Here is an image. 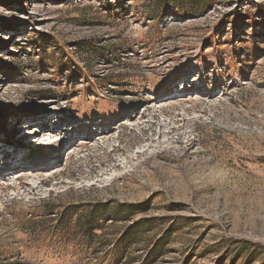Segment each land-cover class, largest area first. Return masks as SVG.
<instances>
[{"label": "rangeland", "instance_id": "374dc122", "mask_svg": "<svg viewBox=\"0 0 264 264\" xmlns=\"http://www.w3.org/2000/svg\"><path fill=\"white\" fill-rule=\"evenodd\" d=\"M0 148V264H264V0H0Z\"/></svg>", "mask_w": 264, "mask_h": 264}, {"label": "trees", "instance_id": "16d2710c", "mask_svg": "<svg viewBox=\"0 0 264 264\" xmlns=\"http://www.w3.org/2000/svg\"><path fill=\"white\" fill-rule=\"evenodd\" d=\"M201 1V0H198ZM102 209V207H101ZM145 212V207L142 206H122L120 208H118V211H115L113 213V218L115 220L118 219H128L129 217H132L136 214H141ZM103 221V220H102ZM66 227H63L62 230H64ZM79 230H80V234L82 237L88 239L90 242H92L94 240V238L101 236L104 232V225L100 224V221L97 222L95 225H93L92 223H85V220H80V224H79ZM141 231L134 228V227H130L129 229H127L121 236V239L119 241H117L115 243V247L120 250L123 251V254H126L127 250H128V240H135L136 238H138L140 236ZM165 239V238H164ZM164 239H161L159 241V245L160 246L163 242ZM106 246H110V243L108 241H104L103 242V248H106ZM91 254V252L89 253ZM88 254V255H89ZM155 254V252H152L151 256H153Z\"/></svg>", "mask_w": 264, "mask_h": 264}, {"label": "bare ground", "instance_id": "6f19581e", "mask_svg": "<svg viewBox=\"0 0 264 264\" xmlns=\"http://www.w3.org/2000/svg\"><path fill=\"white\" fill-rule=\"evenodd\" d=\"M29 126V125H28ZM38 127V126H37ZM34 139H32V140H37V143H39V144H44L45 143V140L46 139H44V137L45 136H47V141H48V139H49V143L46 145L49 149H47L46 151H50V150H52L53 148L51 147V144H54L55 143V135H53L52 133H48V132H46V131H44V130H42V131H37V130H35V133H34ZM23 140V138H21V140H19V141H17V143L19 144V145H25V143H24V141H22ZM25 141H26V139H25ZM5 143L9 146V145H11V146H13V145H16L15 143H14V141L12 140V139H6L5 140ZM5 147L6 146H4V147H1L3 150L5 149ZM0 148V149H1ZM2 150V151H3ZM5 151V153H8V152H6V150H4ZM9 151V150H8ZM12 155V153H10V154H7V156H8V158L10 157ZM22 156H20V157H22L23 159H22V161L21 162H27V163H30V161L32 162V161H36L37 162V157L34 155V153H23V154H21ZM3 161V160H2ZM5 163V162H4ZM28 165V164H27ZM31 166V165H30ZM45 166H47V164L46 165H41V164H34L33 165V167L32 168H30V169H28L29 170V172H31V174L33 173H35V172H37L39 169H41V168H43L44 169V167ZM32 170V171H31ZM28 172V171H27ZM28 172V173H29ZM33 175H31L30 177H32ZM36 189L34 188V191H35Z\"/></svg>", "mask_w": 264, "mask_h": 264}]
</instances>
